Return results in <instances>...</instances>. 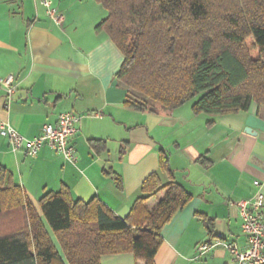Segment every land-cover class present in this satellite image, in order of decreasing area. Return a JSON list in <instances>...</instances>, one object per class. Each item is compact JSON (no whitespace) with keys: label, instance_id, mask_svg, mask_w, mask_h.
Returning a JSON list of instances; mask_svg holds the SVG:
<instances>
[{"label":"crops","instance_id":"0c3cea01","mask_svg":"<svg viewBox=\"0 0 264 264\" xmlns=\"http://www.w3.org/2000/svg\"><path fill=\"white\" fill-rule=\"evenodd\" d=\"M52 2L60 24L36 0H0V79L12 76L16 86L8 110L0 87V119L30 139L61 112L83 114L70 141L75 161L47 145L34 156L14 152L0 136V166L39 213L43 193L67 188L73 199L96 197L125 218L142 181L159 170L163 150L191 198L163 227L155 264H229L224 247L200 254L197 246L217 239L244 247L234 203L256 191L254 181L264 195V105L220 115L195 114L192 101L171 110L127 107L126 89L115 78L123 55L96 29L106 9L97 0ZM92 112L100 116L85 115ZM101 264L142 263L121 253L102 256Z\"/></svg>","mask_w":264,"mask_h":264},{"label":"trees","instance_id":"16d2710c","mask_svg":"<svg viewBox=\"0 0 264 264\" xmlns=\"http://www.w3.org/2000/svg\"><path fill=\"white\" fill-rule=\"evenodd\" d=\"M97 1L107 15L96 29L123 55L115 78L127 107L171 110L192 101L195 114L220 115L264 105V0ZM139 190L125 218L96 197L73 199L67 188L43 193L39 213L0 166V264H101L121 253L155 264L163 227L191 194L163 150Z\"/></svg>","mask_w":264,"mask_h":264},{"label":"built area","instance_id":"2783aa9c","mask_svg":"<svg viewBox=\"0 0 264 264\" xmlns=\"http://www.w3.org/2000/svg\"><path fill=\"white\" fill-rule=\"evenodd\" d=\"M44 8L48 18L56 24L63 21V16L54 7L52 0H36ZM0 87L4 90V109L8 110L16 92L13 77L8 76L0 79ZM88 116H100L99 112L87 113ZM83 117L73 111H64L58 115L54 124L42 125L39 135L26 138L16 131L9 122L0 119V136L8 139L12 151H23L26 155L34 156L41 147L47 145L55 152L61 154L68 162L75 161V152L71 138L77 132V123ZM257 188L248 198L237 201L240 218L241 235L244 239V247H239L236 241L224 242L215 240L203 242L197 246L200 254L211 248L222 246L230 254L229 264H264V195L257 181L253 182ZM233 204V203H232Z\"/></svg>","mask_w":264,"mask_h":264},{"label":"rangeland","instance_id":"374dc122","mask_svg":"<svg viewBox=\"0 0 264 264\" xmlns=\"http://www.w3.org/2000/svg\"><path fill=\"white\" fill-rule=\"evenodd\" d=\"M154 104H156V103H154ZM154 104H153V105H154ZM56 244H57V243H56ZM57 246H58V245H57Z\"/></svg>","mask_w":264,"mask_h":264}]
</instances>
